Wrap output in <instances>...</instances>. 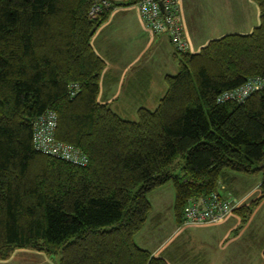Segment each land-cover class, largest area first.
Wrapping results in <instances>:
<instances>
[{
  "label": "trees",
  "instance_id": "trees-1",
  "mask_svg": "<svg viewBox=\"0 0 264 264\" xmlns=\"http://www.w3.org/2000/svg\"><path fill=\"white\" fill-rule=\"evenodd\" d=\"M103 1L0 0V262L26 250L56 264H168L136 243L156 190L173 185L180 224L188 202L220 195L229 173L263 179L261 197L235 212L243 224L264 201V89L218 102L264 79V0H252L261 14L253 33L176 54L165 97L137 122L98 101L106 65L92 33L114 6L90 13ZM48 111L86 168L34 150L33 123Z\"/></svg>",
  "mask_w": 264,
  "mask_h": 264
},
{
  "label": "crops",
  "instance_id": "crops-1",
  "mask_svg": "<svg viewBox=\"0 0 264 264\" xmlns=\"http://www.w3.org/2000/svg\"><path fill=\"white\" fill-rule=\"evenodd\" d=\"M107 1L113 3V10L107 22L96 30L91 40L94 52L106 65L98 101L109 105L121 118L137 122V118L132 117L138 116L141 110L155 112L158 109L168 90L164 87V84L167 86V77L176 76L179 72V67L174 64L177 56L167 37H155L144 28L132 0ZM190 4L198 5L197 0L180 1L191 45L188 54H198L210 42L225 36L249 35L261 23L260 9L252 0H200L199 12H192L193 16L189 13ZM218 24H224L222 30L217 31ZM205 33H219V36L206 38ZM196 45H199L198 49ZM159 84H163L162 87ZM251 178L253 176L229 173L220 185L219 194L237 206L231 216L234 223L230 224L229 234L242 230L240 227H243V220L235 221L239 216L235 212L244 205L250 194L255 192V180ZM258 178L259 185H262V177ZM164 188L157 191L160 193ZM173 191L174 202L165 212L156 211L155 217H152L154 207L150 201L152 212L146 226L148 223L151 225L148 230L145 226L137 235L136 243L140 248L149 251L153 257L165 259L168 264H209L202 261L200 256L190 258L181 248L171 249L176 234L181 233L183 228H191L185 226L184 222L180 224L175 216L174 187ZM249 220L244 227L250 224ZM23 251H17L15 255Z\"/></svg>",
  "mask_w": 264,
  "mask_h": 264
},
{
  "label": "built area",
  "instance_id": "built-area-1",
  "mask_svg": "<svg viewBox=\"0 0 264 264\" xmlns=\"http://www.w3.org/2000/svg\"><path fill=\"white\" fill-rule=\"evenodd\" d=\"M181 0H134L144 28L155 37H167L176 54H188L191 48L180 7ZM112 7L109 1L95 5L90 13L96 19L104 10ZM264 89V79L248 82L243 87L222 94L218 102H245L251 95ZM79 87L71 86V97H75ZM58 115L48 111L33 123L34 150L46 157L66 162L72 166L86 168L89 158L80 149L58 141ZM236 205L218 194L192 199L184 211V225L187 227L218 226L233 214Z\"/></svg>",
  "mask_w": 264,
  "mask_h": 264
},
{
  "label": "rangeland",
  "instance_id": "rangeland-1",
  "mask_svg": "<svg viewBox=\"0 0 264 264\" xmlns=\"http://www.w3.org/2000/svg\"><path fill=\"white\" fill-rule=\"evenodd\" d=\"M199 3L200 0H197L198 5L190 4L189 13H195L197 10L199 12ZM223 26L224 24H218L217 31L222 30ZM207 32L210 33L209 30ZM209 33H205L204 36L206 38L219 36V33ZM196 46L198 49L199 45ZM174 64L176 67L178 66L177 58ZM171 74H174V72ZM163 84L159 85L162 87ZM164 87L168 88L166 84H164ZM132 118L139 119L137 115H133ZM258 177L259 176H255L251 178L253 181L255 180V192L250 194V197L243 206H251L252 203L261 197V185H259L260 180ZM167 186L168 187L165 186L166 188L163 187L164 189L160 193L156 190L157 192H153L149 197L154 207L152 217H155L156 211L158 213L165 212L169 209L168 206L174 202V194L172 193L174 192L173 186L171 184ZM171 212L173 213V211ZM232 219L233 217H230L226 222L218 226L183 228L181 233L176 234L171 249L174 247L181 248L190 258H198L200 256L202 261L209 264H264V202L254 210L249 220L251 221L250 224L245 227V224H243V227H240L242 230L229 234L228 230L231 228L230 224L234 223ZM234 220H242V217L237 216ZM150 225L151 224L148 223V226H146L147 230L148 227L150 228ZM41 255L44 254L24 250L16 254L10 261L0 262V264L59 263L58 258L51 260L45 255Z\"/></svg>",
  "mask_w": 264,
  "mask_h": 264
},
{
  "label": "water",
  "instance_id": "water-1",
  "mask_svg": "<svg viewBox=\"0 0 264 264\" xmlns=\"http://www.w3.org/2000/svg\"><path fill=\"white\" fill-rule=\"evenodd\" d=\"M96 30H97V29H94V31H93V33H92V34H94V33L96 32ZM30 121H31V120H30Z\"/></svg>",
  "mask_w": 264,
  "mask_h": 264
}]
</instances>
